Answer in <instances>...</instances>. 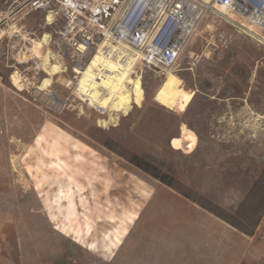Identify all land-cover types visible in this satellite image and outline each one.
I'll list each match as a JSON object with an SVG mask.
<instances>
[{"label":"rangeland","instance_id":"374dc122","mask_svg":"<svg viewBox=\"0 0 264 264\" xmlns=\"http://www.w3.org/2000/svg\"><path fill=\"white\" fill-rule=\"evenodd\" d=\"M45 15L23 11L0 39V262L187 264L206 252L202 235L163 220L188 204L253 230L263 213L252 205L264 194V47L215 16L229 38L201 34L171 77L142 80L103 49L76 81L53 57L57 27ZM40 38L52 55L38 68L43 54L30 47Z\"/></svg>","mask_w":264,"mask_h":264},{"label":"built area","instance_id":"2783aa9c","mask_svg":"<svg viewBox=\"0 0 264 264\" xmlns=\"http://www.w3.org/2000/svg\"><path fill=\"white\" fill-rule=\"evenodd\" d=\"M41 1L22 0L20 8L28 4L44 8L47 19L49 14L54 17L51 24L60 22L55 44L59 56L70 64L72 80L77 78L76 68H84L103 42L111 56L125 60L129 53L141 55L132 75L143 80L151 74L163 80L167 69L178 67L204 13L215 3L244 16L262 34L248 31L264 40V0H88L89 6L78 8L67 0Z\"/></svg>","mask_w":264,"mask_h":264},{"label":"crops","instance_id":"0c3cea01","mask_svg":"<svg viewBox=\"0 0 264 264\" xmlns=\"http://www.w3.org/2000/svg\"><path fill=\"white\" fill-rule=\"evenodd\" d=\"M20 1L22 0H19L17 3L16 1L12 3L10 0H0V23H10L20 20L24 17L23 11L27 13L33 10H44V8L41 7H34L32 4H28L20 10ZM86 1L85 6H89L90 2L88 0ZM43 4L46 3L43 2ZM68 4L73 7H79V4L75 1H69ZM46 15L45 20L44 18L43 20L46 24H51L48 22ZM58 25H60V22L55 24L56 27H58ZM53 34V44L55 46L53 57L56 55L61 58L55 44L56 28H54ZM48 37L49 36H47V40ZM52 68L54 73H58L62 70V68L56 70L54 66H52ZM96 112L101 116L106 115L101 114L98 110H96ZM180 211L181 212L172 210V213L166 214L163 220L165 222L164 226H175L182 231V234L186 233L191 228L194 229L192 231H195L196 235L193 236L198 238V236L202 235V243L206 249L204 253L195 254V256L193 254L191 259L185 261L187 264H198L199 262H209L212 264H264V211L261 221L253 230L244 228L248 233L241 231L216 213L195 204H188ZM173 213L175 214L174 216ZM204 255H206V259ZM7 263H10L9 258L4 260L3 263L0 262V264Z\"/></svg>","mask_w":264,"mask_h":264},{"label":"bare ground","instance_id":"6f19581e","mask_svg":"<svg viewBox=\"0 0 264 264\" xmlns=\"http://www.w3.org/2000/svg\"><path fill=\"white\" fill-rule=\"evenodd\" d=\"M204 1H208V0H204ZM215 16H218L221 19L225 20L226 22H228L229 24H231L232 26H234L236 30H239L240 32H244L245 35L248 36V38L251 40V43H253L254 46L258 47V52H259V49H261V48L264 47V40H262L260 37L256 36L253 33H250L248 31V29H250V30H253V31L257 32L258 34H261L259 29L255 28L254 25H252L244 16L243 17L242 16H239L229 6H227V5H219V4H216L215 3L213 5V8L212 9L209 8L204 13L203 18H202L199 26L195 29L194 33L192 34L191 40L189 41V43H188L185 51H188L189 50L188 49L189 46H192V45H194L196 43L198 37L201 36V34H209V36L211 38H222L224 40H226L227 38H229L228 29L227 28H220V27L217 26V24H215L213 22V18ZM236 17H239L240 21L237 22V20L235 19ZM7 25H8V28H3L2 25H0V39L6 34V32H9L10 30H13L14 29L13 26L11 25V23H8ZM18 31H19V29L18 30H15L14 32H18ZM24 38H27V37L24 35ZM106 44H107V42L101 43L99 45V47H98L97 52H95L92 55V57L90 58V60L91 59H94L96 57V55L101 50L104 49V46ZM212 45H214V44H212ZM30 50H31V52L34 51V50H36L37 52H42V54H43L40 58L34 59L35 62H36V65L38 66V68H40V62L41 61L47 62L48 59H49V56L52 55V51H51V49L48 46V42L42 40L41 38H40V40L35 41L32 44V46L30 47ZM23 51H24V49H23ZM189 54L191 56H193L194 55V52H192V50H191L189 52ZM27 56H29V55H27L25 53V55L22 57V59L26 58ZM140 56H141L140 54H137L136 55V54H130L129 53V56L125 60L121 59L120 56H119V58L121 60H123V61L130 62V67H131L132 71H134V68H135L137 62L140 59ZM180 70L181 69H179L178 67H174V68H171V69H167V73H166V76L165 77H171L172 75H174L175 73L179 72Z\"/></svg>","mask_w":264,"mask_h":264},{"label":"trees","instance_id":"16d2710c","mask_svg":"<svg viewBox=\"0 0 264 264\" xmlns=\"http://www.w3.org/2000/svg\"><path fill=\"white\" fill-rule=\"evenodd\" d=\"M138 166H141V164L138 162L136 163ZM142 167V166H141ZM154 169H158L156 166H154ZM159 180H161L162 182H164L165 184H167L168 186H172V182H170V180H167V174H155L153 173ZM186 196V195H185ZM248 202V199L247 201H243L241 204H240V207L239 208H242L244 206H246ZM252 209H256V210H259V212H263L264 211V194L261 195L260 197L257 198V200L253 203L252 205ZM214 213V212H213ZM218 215V214H217ZM220 217H222L223 219H225L226 221H228L230 224L236 226L237 228H239L241 231L245 232V233H248V231L246 229H244L242 227L241 224H239L238 222L234 221V220H231L227 217H224L222 215H219ZM258 223V222H257ZM256 223V224H257ZM255 225V224H254Z\"/></svg>","mask_w":264,"mask_h":264},{"label":"snow or ice","instance_id":"6c2138e0","mask_svg":"<svg viewBox=\"0 0 264 264\" xmlns=\"http://www.w3.org/2000/svg\"><path fill=\"white\" fill-rule=\"evenodd\" d=\"M49 19H51V18H49ZM91 247H92V248H95V245H91Z\"/></svg>","mask_w":264,"mask_h":264}]
</instances>
